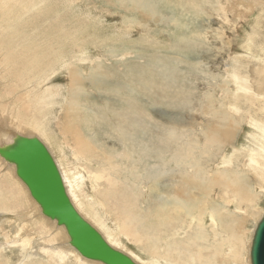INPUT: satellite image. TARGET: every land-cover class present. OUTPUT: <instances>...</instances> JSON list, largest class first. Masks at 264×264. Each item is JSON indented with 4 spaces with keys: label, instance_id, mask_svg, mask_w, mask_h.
Here are the masks:
<instances>
[{
    "label": "rangeland",
    "instance_id": "374dc122",
    "mask_svg": "<svg viewBox=\"0 0 264 264\" xmlns=\"http://www.w3.org/2000/svg\"><path fill=\"white\" fill-rule=\"evenodd\" d=\"M0 68L1 113L12 115L3 122L21 134L46 131L39 136L53 145L81 213L118 250L145 264H248L264 192L255 204L228 205L231 194L200 177L228 168L220 155L234 158L232 171L243 154L264 157L243 119L249 111L264 123V0H0ZM234 75L246 80V94ZM213 112L221 121L229 116L225 126L241 122L229 143L215 138ZM71 123L85 132L87 151ZM205 131L215 139L208 146ZM179 148L187 158L193 150L206 169L189 181L199 202L189 213L159 207L175 176L195 175L173 160ZM29 205L36 214L0 164V264H65L43 248L53 245L69 253L67 264H95L81 261L64 230L43 217L33 237L34 227L16 237L4 218L20 221ZM8 208L15 212L5 216ZM117 216L133 221L131 233Z\"/></svg>",
    "mask_w": 264,
    "mask_h": 264
},
{
    "label": "bare ground",
    "instance_id": "6f19581e",
    "mask_svg": "<svg viewBox=\"0 0 264 264\" xmlns=\"http://www.w3.org/2000/svg\"><path fill=\"white\" fill-rule=\"evenodd\" d=\"M62 64V63H61ZM60 64V65H61ZM0 71H1V68H0ZM5 74V73H4ZM4 76V75H2ZM240 76V75H238ZM1 77V76H0ZM234 77H236V75H234ZM4 78V77H3ZM75 78L76 80H72V85L73 87L75 86V84H79V80H78V77L77 75L75 74ZM3 80V79H2ZM2 80L0 81V86H1V82ZM7 80V78H6ZM245 81V89H244V94H246V87H247V84H246V80L244 79ZM4 82V81H3ZM2 82V83H3ZM42 86V85H41ZM100 86V85H99ZM102 86V85H101ZM96 88V87H95ZM104 89V88H103ZM109 89V88H107ZM112 89V88H111ZM113 90V89H112ZM125 91L127 89H124ZM124 90H122V92H125ZM116 93H122L120 90L118 91H115ZM131 93H134L132 90H130ZM74 95V94H73ZM1 97H0V102H1ZM73 103H75V101H71ZM8 103V102H7ZM12 103L10 102L9 105H11ZM9 107V106H8ZM11 107V106H10ZM9 107V108H10ZM239 108V107H238ZM13 109V108H12ZM8 110V109H7ZM239 110V109H238ZM4 112V111H3ZM7 112V111H6ZM239 112V111H238ZM0 113H1V109H0ZM10 113V112H9ZM240 113V112H239ZM2 114V113H1ZM4 114V113H3ZM6 116H7V113H5ZM11 114V113H10ZM212 114H214V117L216 119H218V116L216 114V112H213ZM236 114V113H235ZM9 115V114H8ZM131 115H133L132 111H131ZM130 115V116H131ZM12 116V115H11ZM10 115L7 116V117H11ZM15 118V117H14ZM229 119V116L226 115V119ZM235 117L232 116V119H234ZM9 119V118H8ZM16 119V118H15ZM226 119H223L222 121L225 122L224 124H222V121L221 119L219 120L218 119V122H216L218 124L217 128L215 129L214 131V134H215V138L217 139H221L224 140L226 143H229L232 139H233V136L236 135V132H237V126L241 124V122H234L232 127H228V126H225L227 125L226 123ZM227 119V121H228ZM244 122H247L248 124L252 125L254 128H255V132L253 133V139H254V144L255 146L257 147L258 151L259 152H263L264 151V133H262L261 131H264V123H260L259 121H257V119L253 118L252 114L248 111L246 113V116H244ZM13 119H11V122H12ZM17 120V119H16ZM10 121V120H8ZM14 121V120H13ZM230 121V120H229ZM228 121V122H229ZM17 122H21V121H17ZM16 122V123H17ZM13 124V123H12ZM15 124V123H14ZM18 124V123H17ZM21 124V123H20ZM19 126V125H18ZM241 126V125H240ZM11 128V127H10ZM9 127H6V126H3V128L0 129V148L4 147V146H8L9 144L12 143L13 139L16 137V136H28V137H37L39 138V140L41 142H43V144H45V146L49 149V151L51 152L58 168H59V171L61 173V176H62V179H63V182H64V185H65V189H66V192H67V195L69 196V199L71 200L72 204L74 205V207L76 208V210L81 214V216L89 223L91 224L103 237L104 239L116 250H118L117 247H115V245H113L112 243L109 242L108 239H106L105 235L93 224L91 223L89 220H87L85 218V216H83V214L81 213V209H82V203L81 201L79 200L77 194L72 190L73 188L69 185H68V182L65 178V174L64 172L62 171V168L59 164V161H57L55 155L52 153V148H53V145L52 144H49L47 145L44 141H45V137L44 136H39L38 134L37 135H30V134H21L20 132L14 130L13 128L10 129ZM234 128V132H233V129ZM244 128V127H243ZM220 129L221 130H224V131H227L226 133L224 134H221L220 132ZM12 130V131H11ZM19 130V128H18ZM10 131V132H9ZM217 131V132H216ZM223 131V132H224ZM168 134V133H167ZM226 134H228V136H226ZM173 135V133H172ZM204 135L206 137V139H208V142L209 143H206V146H208L209 144L211 145L215 139H209L208 138V135L206 134V131L204 132ZM66 136H69V135H65ZM175 138V136H174ZM173 138V140H175ZM171 139V138H170ZM81 140V139H80ZM172 140V139H171ZM172 140V141H173ZM177 140V139H176ZM216 146H221V142L215 144ZM213 145V146H215ZM81 146L83 149H85L82 145V141H81ZM186 146V145H185ZM191 146V145H190ZM52 147V148H51ZM189 147V146H188ZM180 149V148H179ZM192 149V148H191ZM86 150V149H85ZM184 151L183 148H181L179 151L176 152V156L174 157L173 160H176L177 164L180 165V164H183L185 165V170L184 172H186V170H188L189 168H192L195 170L194 172V176H190L189 174H178L177 178H173V180H175V182L172 184V187H169V192H168V185L165 187V196H167V199L166 200H159L160 201V204L164 205V206H160L159 204V207L160 209H163L165 208L166 205L168 206H172V205H175L176 208L175 209H179L180 207L182 208L183 211L185 212H190V210H193L194 207H196V202H198L197 199H193L191 195V188H192V183H189L190 180H195V182H198L199 180V177L201 176L200 173L202 172H205L206 169H204L202 167V163L198 160L197 161V157L195 156V154H193V150H189V154L191 155L190 157L192 158V161H196L195 164H189V158L187 157H184V155L182 154V152ZM212 152V151H210ZM88 153V152H87ZM241 153V152H240ZM247 153V152H246ZM250 153V154H249ZM249 155H244L243 154V157H242V160H237L238 163H237V169L236 170H230L229 167H231L234 163L233 161V157H229L227 158L226 155H220V159H222V161H224L223 163L224 164H227V167L228 168H225L221 171H216V172H212L210 174V172L208 174H206L207 176L204 177L202 175V177H200V180L202 181L203 184H208L209 187L212 189V188H215L217 187L218 190L221 191L220 194H222V196H225V195H229L231 194L232 198H233V201H228V203L226 204H231V202H235V200H237V203L241 204V206H246V205H249V204H255L257 201V193L258 191L260 190L262 193L264 192V169L262 167V164L264 162V157L263 158H258L255 153L253 152H248ZM241 156V155H240ZM208 157L210 158V156L208 155ZM201 160V159H200ZM236 161V162H237ZM0 164L1 166H3L5 168L6 171H9L11 172L12 174V177L13 179L21 186V188L23 189V191L25 192V194L27 195V198L29 199V201L31 202V204L36 208L37 212L36 214H34L33 212V207H30L29 205V210L26 212V216L27 217H23L20 221H17V220H14L10 217H5L4 218V222H7V224L15 231L17 230V236L16 237H21L22 236V233L24 232L23 229L26 228V227H34L35 225L38 226L40 222H42V218L43 217L45 220L51 222L52 224H54L57 228H60V229H63L64 230V233L67 237V242H66V246L68 249L74 251L81 259V261L83 262H91V263H95V264H102L100 262H96V261H92V260H88L86 258H84L83 256H81V254L75 250V248H73L70 244V238L66 232V229L65 227L63 226H57V223L55 221H52L50 220L49 218H47L46 216H44L42 214V211H41V208L39 207V205L31 198L30 194H29V190L27 188V186L18 178L17 174H16V167L7 162L5 159H3L1 156H0ZM188 164L190 167H188ZM147 168L148 169H151L150 168V165L146 164ZM180 167V166H179ZM233 167V166H232ZM251 169H254V170H251ZM179 171V170H178ZM214 175L217 176H221L222 179H220V181L216 180V177H214ZM249 175H250V180L252 183H254V185L252 183H249ZM186 178H188V180H186ZM229 178H234L235 181L229 179ZM260 178L263 179V181H260ZM238 180H243L244 183H242L241 185H238L237 182ZM73 184V183H72ZM170 186V185H169ZM232 186V192H233V188H237L238 190V193H234L232 194L229 193V188ZM195 188V187H194ZM263 189V190H261ZM260 192V193H261ZM169 193V194H168ZM259 193V194H260ZM234 195H239L236 199H234ZM77 196V197H75ZM210 196V194H209ZM220 197V195H219ZM196 198V197H194ZM197 200V201H196ZM239 206L238 207V212H244L242 211L243 210V207ZM9 209V208H8ZM224 209V208H222ZM210 213L213 214L214 211L217 210V207L214 206V205H211L210 208ZM225 210V209H224ZM241 210V211H239ZM15 211L9 209L7 211L4 212V215L7 216L9 215L10 213H14ZM264 214V213H263ZM262 214V216H263ZM33 215V217H32ZM177 215V214H176ZM261 216V217H262ZM260 217V219H261ZM117 219L122 223V228L121 230L124 231V232H128V233H131V227L132 225L134 224L133 221L127 216V217H121V216H117ZM177 219V217H175V220ZM259 219V220H260ZM214 223H216L215 220H213ZM258 223V222H257ZM257 225V224H256ZM148 226V225H147ZM175 226V225H174ZM170 227V226H169ZM256 227V226H255ZM172 228V227H171ZM150 228L147 227V231H149ZM172 231L174 230L173 228L171 229ZM184 230H186L184 228ZM35 227L30 229L29 232H30V237H33L35 235ZM182 231V230H180ZM13 232V231H11ZM174 232V231H173ZM254 232V230H253ZM174 234V233H173ZM253 234V233H252ZM132 238H133V241H135L136 243H139L141 241L140 237L136 236L135 234H132ZM198 238V237H197ZM59 239V237H57L55 239V241ZM17 243H19L18 239L16 240ZM149 241H153V239H149ZM243 242V241H242ZM247 245V244H246ZM40 246V248L42 247V245H38ZM38 246H36V250L38 249ZM60 247L62 248V245L60 244ZM250 247H251V241H250V244H249V253H250ZM43 248H48L50 250L49 252V256L50 258H54L56 260H58L60 263H65L67 264L68 262H65L66 260L68 261V258H69V253L65 250H58L54 245L52 247H43ZM119 251L127 254L124 250L122 249H119ZM39 254V253H38ZM37 254V255H38ZM128 256L131 257V259L136 263V264H145L144 261H141L140 260V263L135 260L133 258V256L127 254ZM248 264L250 263V257H249V260H248ZM146 264H152V262L149 260L147 261ZM161 264H165L164 262H162ZM176 264V263H175ZM251 264V263H250Z\"/></svg>",
    "mask_w": 264,
    "mask_h": 264
},
{
    "label": "water",
    "instance_id": "95a60500",
    "mask_svg": "<svg viewBox=\"0 0 264 264\" xmlns=\"http://www.w3.org/2000/svg\"><path fill=\"white\" fill-rule=\"evenodd\" d=\"M0 156L16 167L18 178L42 214L65 227L71 246L81 256L102 264H136L114 249L76 210L51 152L39 138L16 136L11 144L0 148ZM249 257L251 264H264V214L254 229Z\"/></svg>",
    "mask_w": 264,
    "mask_h": 264
},
{
    "label": "flooded vegetation",
    "instance_id": "af4514ba",
    "mask_svg": "<svg viewBox=\"0 0 264 264\" xmlns=\"http://www.w3.org/2000/svg\"><path fill=\"white\" fill-rule=\"evenodd\" d=\"M233 79H234L235 83H240V80L242 81V85H239V87L236 88V89H237L238 92H244V89H245V81H244V79L241 78V76H239V78L238 77H233ZM37 83H39L41 85V79L40 78L38 79ZM5 119H8V117L6 115L3 116V114L0 113V129L3 126L9 127L8 124H6L5 122H3ZM70 126L76 131V133L78 134L79 138L82 141L83 147L87 151V147H86L87 138L85 136V132L83 130H81V129H78V128L75 129L74 123H71ZM16 131H18V130H16ZM45 132L44 133H37V134L38 135H40V134L42 135V134H45ZM44 137L46 138L47 136H44ZM48 142H50V141L48 140ZM52 153L55 155V153L53 151H52Z\"/></svg>",
    "mask_w": 264,
    "mask_h": 264
}]
</instances>
